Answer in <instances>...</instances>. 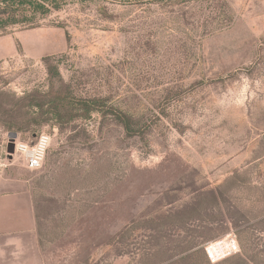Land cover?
Wrapping results in <instances>:
<instances>
[{"label": "rangeland", "instance_id": "1", "mask_svg": "<svg viewBox=\"0 0 264 264\" xmlns=\"http://www.w3.org/2000/svg\"><path fill=\"white\" fill-rule=\"evenodd\" d=\"M23 19L0 30V177L27 181L36 226L0 234V264H204L228 235L217 264H264V0ZM42 133L41 168L8 157Z\"/></svg>", "mask_w": 264, "mask_h": 264}, {"label": "crops", "instance_id": "2", "mask_svg": "<svg viewBox=\"0 0 264 264\" xmlns=\"http://www.w3.org/2000/svg\"><path fill=\"white\" fill-rule=\"evenodd\" d=\"M15 52L12 40L0 38V61ZM36 216L27 181L0 177V234L2 237L33 234ZM23 238V237H21Z\"/></svg>", "mask_w": 264, "mask_h": 264}, {"label": "built area", "instance_id": "3", "mask_svg": "<svg viewBox=\"0 0 264 264\" xmlns=\"http://www.w3.org/2000/svg\"><path fill=\"white\" fill-rule=\"evenodd\" d=\"M50 144V137L46 134L38 135L31 143L15 141L14 155L19 156L25 167L31 171L41 168ZM236 240L233 235L207 244L204 248L205 255L210 264H217L236 253Z\"/></svg>", "mask_w": 264, "mask_h": 264}, {"label": "trees", "instance_id": "4", "mask_svg": "<svg viewBox=\"0 0 264 264\" xmlns=\"http://www.w3.org/2000/svg\"><path fill=\"white\" fill-rule=\"evenodd\" d=\"M66 0H0V30L20 24L19 17L27 22L28 15L46 16L58 10ZM21 21V23L23 22ZM204 264H210L207 259Z\"/></svg>", "mask_w": 264, "mask_h": 264}, {"label": "water", "instance_id": "5", "mask_svg": "<svg viewBox=\"0 0 264 264\" xmlns=\"http://www.w3.org/2000/svg\"><path fill=\"white\" fill-rule=\"evenodd\" d=\"M7 154L8 157H11V155L13 154V140L11 139L9 144L7 145Z\"/></svg>", "mask_w": 264, "mask_h": 264}]
</instances>
